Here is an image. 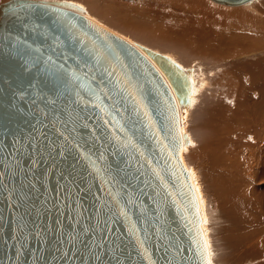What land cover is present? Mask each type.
Returning a JSON list of instances; mask_svg holds the SVG:
<instances>
[{"label": "snow or ice", "instance_id": "snow-or-ice-1", "mask_svg": "<svg viewBox=\"0 0 264 264\" xmlns=\"http://www.w3.org/2000/svg\"><path fill=\"white\" fill-rule=\"evenodd\" d=\"M23 7L54 15V28H42L29 21L25 30L35 38L30 41L17 36L5 45L25 71L43 74V87H35L40 93L48 89V94L40 96L45 109L40 110L38 120L54 134L52 138L41 133L51 147L48 155L54 159L52 153L61 157L74 154L87 165L89 175L104 193L103 198L95 197V223L82 227L83 233L91 237L88 250L92 258L100 262L101 252L111 248L109 264H125L123 241L115 227L123 223L128 242L139 257L137 264H182L183 258L176 261L184 251L182 242L164 224V207L171 201L183 212L185 227L191 225V245L198 264H213L212 246L201 223L206 225L208 220L201 214L200 187L195 173L178 158L180 152L187 151L185 140L191 143L184 131L187 108L196 103L194 97L204 85L198 86L193 73L182 70L171 57L166 58L172 65L170 69L158 67L141 47L85 16L83 5L73 0H59L55 8L48 0H34ZM89 29L97 30L94 38ZM116 41L130 47L125 49ZM153 92L159 100L153 98ZM154 113L164 114L165 128L157 126ZM145 141L156 146L163 167ZM165 171L174 178L175 187L165 179ZM185 172L192 183L183 179ZM6 178L0 173V187H7L3 183ZM192 209L195 211L190 212ZM80 226L76 219V227ZM74 233L68 235L73 246L79 239L75 229ZM154 248L163 253L159 259L153 255ZM76 256L71 250L62 254L66 264H72Z\"/></svg>", "mask_w": 264, "mask_h": 264}, {"label": "bare ground", "instance_id": "bare-ground-1", "mask_svg": "<svg viewBox=\"0 0 264 264\" xmlns=\"http://www.w3.org/2000/svg\"><path fill=\"white\" fill-rule=\"evenodd\" d=\"M105 1L109 2L104 0L103 3ZM212 1L155 0L148 4L145 1L144 5L142 2L112 0L113 6H108L110 9L107 4H103L105 7L99 6L113 11L111 7L115 5L119 11L141 14V20L151 27L157 23L158 32L154 31L155 27L142 30L144 28L141 27L146 25H140L141 29L138 30V24L136 28V23H131L133 28L129 23L125 24L122 18L123 21L115 25L120 30H115L150 49L152 47L158 51L160 48L165 49L163 53H174L179 59H175L178 63L191 66L195 80L206 66L214 69L218 65L215 67L217 79L213 85L220 88V117L212 118L211 115L214 121L212 127L207 129L205 147L197 151V159L191 165L199 175L200 183L206 186L205 204L208 205L214 198L219 219L228 222L227 227H233L232 232L227 228L226 233L222 231L220 234L222 240L233 233V242L228 240L230 245L225 247L219 239L212 237L218 229L214 233L207 232L209 240H212L213 264H264V0H249L240 4ZM217 3L228 7L245 5L226 8ZM89 11L95 12L91 8ZM124 12L123 15H127ZM103 15L107 18L110 14L106 12ZM138 21L139 24L145 23ZM112 28L114 30V26ZM199 64L206 66L198 71ZM202 89L206 87L199 89L194 97L197 116L203 112ZM191 107L187 108L186 126L192 116ZM183 114L184 110L181 109V118ZM184 131L187 132V127ZM207 210H210L207 216L213 214L209 205ZM214 217H218V213Z\"/></svg>", "mask_w": 264, "mask_h": 264}, {"label": "water", "instance_id": "water-1", "mask_svg": "<svg viewBox=\"0 0 264 264\" xmlns=\"http://www.w3.org/2000/svg\"><path fill=\"white\" fill-rule=\"evenodd\" d=\"M215 1L240 4L249 0ZM32 2L34 0H6L0 3V41H3L0 43V173L7 177L3 181L7 187H0V264H66L62 254L68 250L77 253L72 264H109L111 248L101 252L100 262L95 261L88 250L91 237L86 236L82 230L83 225L95 223V197H104L100 184L93 180L87 165L74 154L61 157L52 153L54 159L48 155L51 147L41 133H47L52 138L54 134L38 123L40 110L45 109L40 96L48 94V89L44 88L43 93H40L39 88L35 87H43L40 84L43 74L37 76L34 71H25L19 59L10 55L5 46L9 39L14 41L17 36L28 37L30 41L35 38L34 34L25 30V24L29 21L40 24L42 28L55 27L52 24L53 14H45L43 9L29 10L23 7ZM48 3L55 8L59 0H48ZM77 20H83V17H77ZM96 31L89 29L90 37L94 38ZM112 39L115 40V37ZM116 43L123 44L121 41ZM134 44L141 47L158 67H172L166 59L168 56L141 44ZM123 46L125 49L130 47L127 44ZM181 69L192 72L191 67L181 66ZM146 87L151 89V85ZM152 96L160 99L155 92ZM154 117L158 127H166L163 113H154ZM145 145L149 152L155 151V159L160 160L163 167L164 161L152 141H145ZM178 158L183 160L182 152ZM183 165L186 166L184 161ZM163 174L169 184L175 187L174 178L169 172ZM183 179L192 183L187 172ZM145 202L154 208L151 201ZM164 210L166 229L179 237L184 249L176 256V261L180 262L183 258L182 264H198L195 249L191 245V225L185 227L187 220L183 212L171 201L165 205ZM78 213L81 215L77 216ZM76 219H79L80 227H76ZM115 227L119 229L118 234L123 241L125 264H137L139 257L134 245L128 242L124 224L119 223ZM74 229L79 233L75 246L68 242L69 233L75 234ZM189 248L192 251H188ZM153 255L159 259L163 253L156 252L154 248Z\"/></svg>", "mask_w": 264, "mask_h": 264}, {"label": "rangeland", "instance_id": "rangeland-1", "mask_svg": "<svg viewBox=\"0 0 264 264\" xmlns=\"http://www.w3.org/2000/svg\"><path fill=\"white\" fill-rule=\"evenodd\" d=\"M3 1H6V0H0V2H3ZM74 1V0H73ZM76 1V0H75ZM78 1V0H77ZM76 1V3H79V4H81V5H83V7H84V9H85V13L84 14H86L87 16H91L92 17V19L93 20H95V21H97V22H99V23H101L102 25H104V26H106L107 28H109V29H111L112 31H114L115 33H117V34H119V35H121V36H124L123 34H121L119 31H117V30H115L116 28L118 29V30H120L117 26L115 27V25H117V23L116 22H122L123 21V19H125L123 22L126 24H128V25H131V27H133V28H135L134 26H136L137 24H138V27L139 28H137V26H136V28L138 29V30H140L141 28H144V29H142V30H149V29H154V27H155V29H154V31H156V32H158V30H157V26H158V24L157 23H153L154 25H152V27L150 26V24L149 23H146V21H142L141 19V14H140V12H139V14L140 15H138V13H137V15H134V14H136L135 12H131V11H129V12H124V11H119L116 7H115V5H114V8L113 7H111V9H113V11H109L108 9H110V7H108L109 5L110 6H113V2H112V0H108L109 2H107V1H105L104 3H103V1L104 0H79V2H77ZM110 1L112 2V3H110ZM120 1V0H119ZM122 1V0H121ZM124 2H127V3H132V2H137V3H140V2H142L143 4L145 3V1H146V3L148 4V3H150V1L152 2V1H155V0H123ZM159 1H163V0H159ZM164 1H166V0H164ZM171 1V0H170ZM173 1V0H172ZM210 1H212V0H210ZM213 3H215L214 1H212ZM75 3V2H74ZM88 3L89 4H91V5H88ZM97 4V5H96ZM106 6V4H107V7H108V9H106V8H101L102 6H104V5ZM112 4V5H111ZM216 4V3H215ZM86 5H88V6H86ZM101 7H100V6ZM142 4H140V6H141ZM144 5H146V4H144ZM217 5H221V6H223V4H218L217 3ZM243 5H245V4H243ZM243 5H239V6H227V5H224L223 7H226V8H234V7H240V6H243ZM104 6V7H105ZM94 7V8H93ZM98 7V8H97ZM88 8V9H87ZM92 9V10H94L95 12L96 11H98L99 13H95V12H93V11H89V9ZM117 10H116V9ZM115 9V10H114ZM106 10V11H105ZM89 11V12H88ZM102 11V12H101ZM109 11V12H108ZM127 11V10H126ZM93 12V13H92ZM109 13L110 15H108L107 16V18L106 17H103L104 15H103V13ZM112 12H114V13H112ZM123 12L125 13V14H129L131 17H129V15L127 16V15H123ZM90 13H91V15H90ZM121 13H122V15H121ZM133 14V15H132ZM123 16V17H122ZM129 17V18H128ZM136 17H138V18H136ZM104 18V19H103ZM107 20H106V19ZM113 18V19H112ZM123 18V19H122ZM118 21H117V20ZM121 19V20H120ZM128 20H134V21H128ZM139 20V21H138ZM144 20V19H143ZM113 21V22H112ZM127 21V22H126ZM136 21V22H135ZM137 21L138 22H145L144 24L143 23H141V24H139V23H137ZM113 23V24H109V23ZM131 23H136V24H134V26L131 24ZM155 24L157 25V26H155ZM140 25L141 26H143V25H146V26H144V27H141L140 28ZM112 26H114V30H113V28H112ZM121 26V25H120ZM148 26H149V28H148ZM145 28H148V29H145ZM158 29H159V26H158ZM124 37H126L128 40H131L132 41V37H127V36H124ZM131 38V39H130ZM133 42V41H132ZM133 43H136V42H133ZM148 47V46H147ZM150 48V47H149ZM151 49L153 50V48L151 47ZM158 51L157 52H159L160 50V52L159 53H162V54H164V55H166V56H168V57H171V58H173L174 60L175 59H178L177 58V56L174 54V53H169L168 51H165L164 53H163V51L165 50V49H160V48H158L157 49ZM154 51H156L155 49H154ZM174 54V55H173ZM175 56V57H174ZM179 60V59H178ZM176 61V63H178L177 62V60H175ZM180 62V61H179ZM181 63V62H180ZM180 63H178V64H180ZM181 65H182V67L183 68H186L187 66H184L182 63H181ZM180 65V66H181ZM204 66H206L205 64L202 66V64H199V66H198V71L199 70H201V68H203ZM209 66H211V65H209ZM212 66H214V65H212ZM218 66V65H217ZM216 65H215V67H217ZM188 67H191V66H188ZM214 67V69H213V67H208V66H206V69L204 68V70L202 69V71H201V76H199L198 75V78H197V80L196 81H198L197 83L198 84H200V83H202L203 85H204V87L203 88H205L206 87V89H202V92H201V94H202V106H203V112L202 113H200L199 114V116H197V114H196V111L194 110V104H192V107H191V111H192V116L189 118V121H190V123H188V121H187V136L190 138V140H191V143H189L188 141H187V144H185V147L187 148V151H183L182 152V157H183V160H184V162L186 163V166H187V168L188 169H191L194 173H195V176H196V182L199 184V187L201 188V194H202V197H203V204H205V201L204 200H206L207 199V197H206V194L204 193V191L206 190V186L203 184H201L200 183V181H199V175L197 174L196 175V172L192 169V167H191V165L196 161V159H197V156H198V150H200V149H202V148H204L205 147V141H206V137H207V129L209 130L211 127H212V125H213V121H214V119H212V118H215L214 116H217L218 115V117H220V111H221V107H220V105H221V99H220V88H219V85H213L215 82H216V79H217V74H216V72H217V70H215V69H217V68H215ZM219 68V67H218ZM195 72V71H194ZM195 74H196V72H195ZM211 79H212V81H211ZM207 81V82H206ZM197 84V85H198ZM208 87H207V86ZM217 95H219V96H217ZM220 103V104H219ZM215 105H217V108H215L216 106ZM205 107V108H204ZM214 107V108H213ZM202 108V107H201ZM217 109V110H216ZM209 111V112H208ZM214 111H216V112H214ZM201 114H203V115H201ZM211 115H213V117L212 118H210L211 117ZM201 117V118H200ZM210 119H209V118ZM218 117H216V118H218ZM207 118V119H206ZM204 119H206V120H204ZM212 120V121H211ZM212 122V123H211ZM212 124V125H211ZM205 125H206V127H205ZM215 126V125H214ZM214 128V127H213ZM184 130H185V128H184ZM190 145H194V147H190ZM202 156H203V153H202ZM205 157V156H204ZM203 157V158H204ZM205 159V158H204ZM198 180V181H197ZM213 200V201H212ZM216 203V204H215ZM213 204V205H212ZM206 205V204H205ZM208 205L211 207V209H212V212H213V214L212 213H210V215L212 216H207L206 214L207 213H209L210 212V210H207V211H205L206 209H207V207H208ZM208 205H206V206H202V210L204 211H202L201 213H204V215L203 216H206V217H209V219L207 218V220H210V222L208 221V224H206V225H203V227L204 228H206V230H207V232H212L213 231V233L218 229H220L219 231L217 230L216 232H215V234L213 235L212 234V237L213 238H215V239H219L220 240V234H222L223 232L224 233H226V231L227 230H229V229H231L230 230V232H232V225L231 226H226V225H229V223L228 222H225V220H221V219H219V212L217 211L218 210V207H217V201L214 199V198H212L211 199V201H210V203H208ZM216 206V207H215ZM205 209V210H204ZM215 209V210H214ZM214 211L216 212V213H214ZM217 213H218V217H214L215 215L217 216ZM214 215V216H213ZM215 218V220H214V218ZM212 218H213V220L214 221H216V223L212 220ZM217 218V219H216ZM222 221H224L223 223H222ZM214 222V223H213ZM213 223V224H212ZM215 224V225H214ZM223 225V226H222ZM215 226V227H214ZM209 227V228H208ZM213 229H212V228ZM231 227V228H230ZM215 228V229H214ZM227 228H229V229H227ZM222 229V230H221ZM227 229V230H226ZM209 230V231H208ZM221 231V232H220ZM223 231V232H222ZM207 235H208V233H207ZM218 236V237H217ZM231 236H233V233H231ZM231 236H229L228 237V239L227 238H225V239H222V240H220V243L222 244V246L224 245V247L225 246H227V245H230V242L228 241V240H231L232 239V237ZM208 239H209V235H208ZM214 239V240H215ZM225 240V241H224ZM210 241V240H209ZM212 241V240H211ZM211 241H210V243H211ZM227 242H229V244L227 243ZM233 242V240H231V243ZM215 244H217V240H216V243ZM228 260V259H227ZM228 262H229V260H228ZM230 263V262H229Z\"/></svg>", "mask_w": 264, "mask_h": 264}]
</instances>
